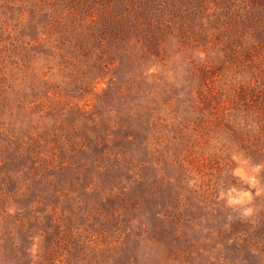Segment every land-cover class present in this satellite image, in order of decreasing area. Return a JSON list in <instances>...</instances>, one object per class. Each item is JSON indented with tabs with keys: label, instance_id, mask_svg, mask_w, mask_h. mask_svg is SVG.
Returning <instances> with one entry per match:
<instances>
[{
	"label": "rangeland",
	"instance_id": "obj_1",
	"mask_svg": "<svg viewBox=\"0 0 264 264\" xmlns=\"http://www.w3.org/2000/svg\"><path fill=\"white\" fill-rule=\"evenodd\" d=\"M0 264H264V0H0Z\"/></svg>",
	"mask_w": 264,
	"mask_h": 264
}]
</instances>
